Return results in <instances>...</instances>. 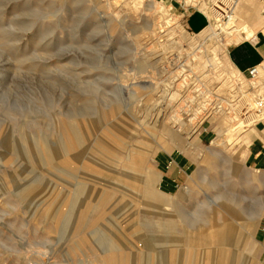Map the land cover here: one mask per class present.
<instances>
[{
  "label": "rangeland",
  "instance_id": "1",
  "mask_svg": "<svg viewBox=\"0 0 264 264\" xmlns=\"http://www.w3.org/2000/svg\"><path fill=\"white\" fill-rule=\"evenodd\" d=\"M210 1L0 0V264H264V84Z\"/></svg>",
  "mask_w": 264,
  "mask_h": 264
},
{
  "label": "crops",
  "instance_id": "2",
  "mask_svg": "<svg viewBox=\"0 0 264 264\" xmlns=\"http://www.w3.org/2000/svg\"><path fill=\"white\" fill-rule=\"evenodd\" d=\"M172 3L180 1L183 13L186 14V28L192 33H201L210 24L208 13L210 11H204L194 9L193 6L187 4L190 0H169ZM188 1V2H187ZM206 5L211 2L210 0H201ZM230 3V9L226 13L230 12L229 20L234 18L239 20V28L237 31L229 32L234 34V38L231 39L230 44L227 47V56L234 68L242 75L248 76L249 71L253 68L257 69V82L258 87L264 84V0H226ZM186 4V8H185ZM204 11V12H203ZM234 15V17H232ZM213 16V14H212ZM222 20V19H221ZM221 20H215L214 22H220ZM233 20V19H232ZM242 29V31L240 30ZM241 35H244L245 38ZM237 40V42H236ZM259 98L262 102V110H264V89L259 88ZM256 100V96L252 97ZM259 111V110H258ZM258 113H261L259 111ZM262 119V120H261ZM260 120V121H259ZM258 121V122H257ZM257 122V123H256ZM256 131L259 132L258 136L250 144V150L246 162H259L264 164V112L261 117L256 120ZM252 125V124H251ZM254 125V124H253ZM252 125V126H253ZM248 127V126H247ZM251 127V126H250ZM236 128L233 129V131ZM241 132V131H240ZM238 132L237 134H239ZM220 144V145H219ZM219 152H225L227 147L231 144L219 143ZM218 146L217 144H212ZM226 147V148H225ZM253 148V149H252ZM214 151H217L214 149ZM213 151V152H214ZM218 152V151H217ZM238 156L241 154L237 153ZM264 168V166L262 167Z\"/></svg>",
  "mask_w": 264,
  "mask_h": 264
},
{
  "label": "bare ground",
  "instance_id": "3",
  "mask_svg": "<svg viewBox=\"0 0 264 264\" xmlns=\"http://www.w3.org/2000/svg\"><path fill=\"white\" fill-rule=\"evenodd\" d=\"M217 7H218L219 11L214 15L215 20L223 18L224 14L227 11H229L228 9H230L231 6H230V3L227 2L226 0H218ZM230 21H232V19H230ZM241 36H242V38L243 37L245 38L244 35H241ZM248 105H249V101L246 100V102L243 103V106L245 107V106H248ZM252 110H253V108H252ZM258 117H259L258 116V111L250 113L247 117H245V119L243 121H241L238 124L237 128L235 129V133L240 132L244 126L247 127V126L253 124ZM176 122H178V120Z\"/></svg>",
  "mask_w": 264,
  "mask_h": 264
},
{
  "label": "built area",
  "instance_id": "4",
  "mask_svg": "<svg viewBox=\"0 0 264 264\" xmlns=\"http://www.w3.org/2000/svg\"><path fill=\"white\" fill-rule=\"evenodd\" d=\"M257 75V69L256 68H253L249 71V76L251 78H255V76ZM38 264H49L47 261H43L41 263H38Z\"/></svg>",
  "mask_w": 264,
  "mask_h": 264
}]
</instances>
